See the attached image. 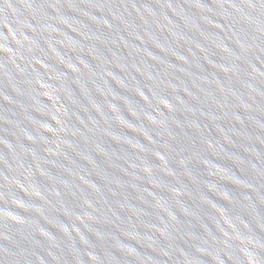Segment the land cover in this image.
<instances>
[{
    "label": "water",
    "instance_id": "95a60500",
    "mask_svg": "<svg viewBox=\"0 0 264 264\" xmlns=\"http://www.w3.org/2000/svg\"><path fill=\"white\" fill-rule=\"evenodd\" d=\"M0 264H264V0H0Z\"/></svg>",
    "mask_w": 264,
    "mask_h": 264
}]
</instances>
